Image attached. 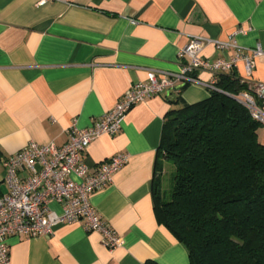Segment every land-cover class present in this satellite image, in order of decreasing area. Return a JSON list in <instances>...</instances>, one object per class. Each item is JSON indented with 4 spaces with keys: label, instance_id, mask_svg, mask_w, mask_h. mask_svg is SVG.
Instances as JSON below:
<instances>
[{
    "label": "crops",
    "instance_id": "obj_1",
    "mask_svg": "<svg viewBox=\"0 0 264 264\" xmlns=\"http://www.w3.org/2000/svg\"><path fill=\"white\" fill-rule=\"evenodd\" d=\"M239 27L238 48L208 44L201 56L213 62L259 44L251 74L243 62L233 72L248 86L264 84V0H0V191L10 154L29 142L61 146L73 121L90 126L149 71H177L190 36L226 40ZM195 74L199 83L134 105L115 135L97 137L83 153L90 169L129 155L89 199L121 246L105 247L99 232L79 222L59 224L50 236H9V264H189L187 248L156 217L152 189L157 177L164 189L170 174L157 154L168 113L209 95L211 74ZM257 137L264 146V123Z\"/></svg>",
    "mask_w": 264,
    "mask_h": 264
},
{
    "label": "trees",
    "instance_id": "obj_2",
    "mask_svg": "<svg viewBox=\"0 0 264 264\" xmlns=\"http://www.w3.org/2000/svg\"><path fill=\"white\" fill-rule=\"evenodd\" d=\"M215 77L205 99L165 119L157 154L170 164L172 186L166 197L157 177L155 214L189 264H264L261 122L237 98L247 89L240 77Z\"/></svg>",
    "mask_w": 264,
    "mask_h": 264
},
{
    "label": "built area",
    "instance_id": "obj_3",
    "mask_svg": "<svg viewBox=\"0 0 264 264\" xmlns=\"http://www.w3.org/2000/svg\"><path fill=\"white\" fill-rule=\"evenodd\" d=\"M65 2L66 0H38ZM245 33L237 28L226 40L203 36H190L180 48L179 59H185L177 71H149L147 81H138L127 89L115 105L86 128H79L73 121L65 130L66 141L61 146L53 143L29 142L10 154L4 161L2 181L6 189L0 191V264H9L7 238L9 236H50L59 224L81 223L86 230L99 232L101 243L113 249L121 246L120 235L105 223L90 204L93 192L107 185L114 173L128 162L127 153H117L94 169L83 161V153L97 137L115 135L126 113L147 97L169 91H180L184 83H199L197 71L211 74L207 87H212L218 72L233 71L243 62L247 75L251 74L254 59L262 54L259 44L253 48H239L227 58L209 62L201 56L210 44L219 50L236 47L235 35ZM182 62V61H181ZM252 117L264 123V84L247 85L237 95ZM51 203L60 206L57 212Z\"/></svg>",
    "mask_w": 264,
    "mask_h": 264
},
{
    "label": "rangeland",
    "instance_id": "obj_4",
    "mask_svg": "<svg viewBox=\"0 0 264 264\" xmlns=\"http://www.w3.org/2000/svg\"><path fill=\"white\" fill-rule=\"evenodd\" d=\"M164 189H165V196L169 197L172 182L169 180V174L165 176L164 178Z\"/></svg>",
    "mask_w": 264,
    "mask_h": 264
}]
</instances>
